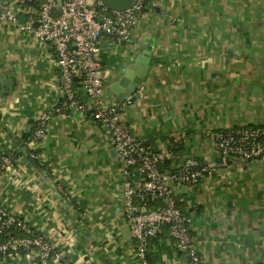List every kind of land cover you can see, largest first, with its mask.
Listing matches in <instances>:
<instances>
[{"label":"crops","instance_id":"0c3cea01","mask_svg":"<svg viewBox=\"0 0 264 264\" xmlns=\"http://www.w3.org/2000/svg\"><path fill=\"white\" fill-rule=\"evenodd\" d=\"M0 1L17 16L0 19V150L17 156L0 166V206L61 254L0 252V264H135L121 166L101 125L70 110L26 145L38 113L61 98L62 78L53 46L18 27L44 0ZM99 42L106 104L117 102L110 86L144 68L124 121L147 147L172 151L166 168L189 157L215 164L216 131L264 124V0H146L128 40ZM174 197L191 217L198 264H264V156L217 165L196 185L175 186ZM147 259L189 261L166 226Z\"/></svg>","mask_w":264,"mask_h":264},{"label":"built area","instance_id":"2783aa9c","mask_svg":"<svg viewBox=\"0 0 264 264\" xmlns=\"http://www.w3.org/2000/svg\"><path fill=\"white\" fill-rule=\"evenodd\" d=\"M145 1L133 0L128 8L116 11L109 10L102 0H61L60 4L58 0H44L37 19L18 24L34 40L53 46L62 78L61 98L38 113L28 144L36 146L57 114L76 110L90 116L104 129L121 166L123 208L135 247V264H148L149 240L163 226L168 228L173 244L187 254L188 264H198L189 233L191 217L177 206L175 186H194L211 176L217 165L226 166L231 159L251 161L264 156V124L218 130L214 133L217 163L189 157L175 168L164 166L171 150L149 148L131 133L124 121L130 99L110 104L103 99L106 74L100 61L99 40L103 35L128 40ZM0 19L17 22L13 3L0 1ZM32 156L36 157V153ZM16 157L0 150V166H11ZM148 201L158 204L151 206ZM15 229L23 234H11L0 241L1 253L18 256L28 250L40 260L51 254L61 260V254L48 239L0 206V235Z\"/></svg>","mask_w":264,"mask_h":264},{"label":"water","instance_id":"95a60500","mask_svg":"<svg viewBox=\"0 0 264 264\" xmlns=\"http://www.w3.org/2000/svg\"><path fill=\"white\" fill-rule=\"evenodd\" d=\"M102 1L109 10H116V11L124 10L133 3V0H102ZM60 2L61 0H58L59 4ZM143 76H144V68L135 77L123 78L116 85L110 86L109 89L111 90V92L115 93L116 95L115 99L117 101H120L132 94V92L135 90L137 85L140 83ZM21 151L25 155V157L29 160V162L32 165L36 166V162L33 160V158H31L28 155L27 150L24 148ZM123 223L125 224V219L123 220Z\"/></svg>","mask_w":264,"mask_h":264},{"label":"trees","instance_id":"16d2710c","mask_svg":"<svg viewBox=\"0 0 264 264\" xmlns=\"http://www.w3.org/2000/svg\"><path fill=\"white\" fill-rule=\"evenodd\" d=\"M30 136V135H29ZM28 141H29V139H27L26 140V145H28ZM30 147V146H29ZM30 151V150H29ZM33 150H32V148H31V153H34V152H32ZM164 165H165V163H164ZM149 205H151V206H156L158 203H155V202H152V201H148L147 202ZM13 232H18V230H13V231H11V232H9V233H7V234H2V235H0V239H2L1 241H4V240H6L7 238H8V236H10ZM158 234V233H157ZM12 235H15V234H12ZM16 236H18V235H16ZM155 237V236H154ZM154 237H152V238H154ZM151 238V239H152ZM151 239L149 240V244H150V241H151ZM148 248H149V245H148ZM147 252H148V250H147ZM147 257V256H146ZM148 260V259H147Z\"/></svg>","mask_w":264,"mask_h":264},{"label":"rangeland","instance_id":"374dc122","mask_svg":"<svg viewBox=\"0 0 264 264\" xmlns=\"http://www.w3.org/2000/svg\"><path fill=\"white\" fill-rule=\"evenodd\" d=\"M193 247H194V245H193ZM195 248V247H194Z\"/></svg>","mask_w":264,"mask_h":264}]
</instances>
